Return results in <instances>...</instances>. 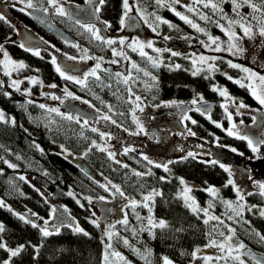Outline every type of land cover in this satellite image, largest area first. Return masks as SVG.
<instances>
[{
    "label": "trees",
    "instance_id": "obj_1",
    "mask_svg": "<svg viewBox=\"0 0 264 264\" xmlns=\"http://www.w3.org/2000/svg\"><path fill=\"white\" fill-rule=\"evenodd\" d=\"M71 1L81 3L82 0ZM34 2L39 5L40 0H34ZM129 2L144 10L149 23L154 20V17L149 14L154 13L176 26L169 28L168 25L160 24L157 32H153L152 29L149 32L153 36L151 40L155 43L156 48L171 49L181 53L180 56L171 57L169 52L156 53L151 49L150 56L162 61L158 67H152L151 63L146 58H142L138 52L119 45V40L116 39L117 44L115 45L103 44L96 41L74 20H69L66 16L53 15L50 12L48 16H51L53 22L63 26L70 35L74 36L75 41L68 43L44 30L43 27H39L32 17L19 11L20 7L10 6L9 2L7 5L0 2V13L6 17L10 13L13 18L12 21L7 18L9 23L0 21V44L5 50H8L9 54H12L16 59H21L26 65L24 69L16 73L24 76L34 74L35 78L40 79L42 83H56L58 86L66 79L59 78L54 65L49 61L47 52L41 48L42 44L46 45V42L39 39V41L30 40L24 44L27 48L31 49L33 46L35 50H39L40 56L33 55L32 51H25L19 46L23 44L20 40H18L19 42L9 41V38L17 37L18 34L14 24L21 22L22 25L33 27L55 47L67 56L76 57V60L81 59L85 54H90L93 57L92 62L97 60L101 64L113 60L125 61L123 57H114L111 49L126 51L129 54L128 60H130L127 74L130 73L133 77L128 85L116 77L115 74L118 72L114 73L103 68L100 69L99 76L103 84L111 85V88L98 86L95 78L89 76L86 81L87 87L75 82H68L67 89L72 94L77 93L81 98L92 99L95 106L97 105L95 109L99 108L103 115H110L116 122L120 121L125 127L132 128V130L137 127L132 121L128 87H131L134 94L131 100L140 95L152 105H158L171 97L188 101L191 98L199 99L200 96L203 97V100H211L218 95L220 99L219 93L212 89L213 86L220 85L221 87L223 84L234 94L235 99L241 98L247 102H255L247 88H241L226 78L225 73L236 78L241 71L230 68L227 63L229 60L222 56L219 57L222 59H217L216 71L212 73L202 71L196 76L192 75L190 58L186 59L185 57L189 53L198 52L201 49L199 43L201 34L180 20L170 10L171 6L178 8L173 0H162V3L167 4L168 7L157 5L155 0H129ZM193 6L198 13L200 11V13L208 15L212 22L201 20L198 15L189 12L188 8L183 12L176 9L189 14V18L195 19L201 27L207 29L215 27V12L211 8L205 9L202 4H193ZM262 6H264V0H262ZM134 10L137 12L136 7H133L132 11ZM231 11H233L232 7ZM98 14H100L99 17L111 24L112 32L119 31L123 15L122 0H105ZM164 36H170L171 39L164 40ZM182 37H191V39ZM142 40L145 41L146 38ZM100 57L103 58L102 61L98 60ZM133 62L151 75L145 77L143 72L134 70ZM175 64H179L180 69L174 70ZM83 65L84 61L79 64L73 63L71 69L79 71ZM123 76L121 74V77ZM205 76L209 78L206 79ZM152 77H155V80ZM118 79H120L119 83ZM10 83L0 68V107L6 120L14 119L16 122L14 125L0 122V201H3L5 205L0 206V223L5 228L4 233L0 235L11 248H15L19 244L27 245L29 242L33 246H38V251L32 246H28L19 256L12 258V264H102L106 243L105 234L101 227H95L89 222V219L95 218L92 213L94 209H97L96 206L100 207V203H102L98 198L101 196L106 198L110 193L100 186L101 182L95 179L92 170L101 171L102 175L118 185L127 197L140 201L134 211L130 206H127L125 210L126 218L129 221L128 226L125 227L122 223L116 225L114 233H118V235L112 237V244L116 248L132 256L133 262L142 260L146 263L145 259L132 250L135 248L141 252L144 249L151 250V255L147 256V260L151 264H162L164 256L170 258L174 264H205L203 254L193 256L191 253L197 248H203L208 243L207 234L212 231V226L216 221H210L208 225H205L202 222L204 219L202 214L201 217H197L189 208L185 207L184 202L176 196L178 187L175 182H163L159 179L161 176H167L162 167L156 168L154 165H149L143 159L142 154L133 150L122 155L124 160L120 161V164L116 163L117 160H113L104 152L91 146L93 140L97 143L102 141L98 129L93 132L89 125L83 124L84 120L77 114L75 117L80 119V123H76L75 120L69 121L56 113L47 112L46 105L45 109H41L40 102L25 96L24 93L21 94L11 87ZM33 89L36 93L40 91L37 85ZM114 92L116 95L113 94ZM5 93L10 95H5ZM22 105L23 107H21ZM108 105L112 106L111 112ZM222 110L220 106H217L212 111L211 118H222ZM231 111L237 113L235 109H231ZM192 125L196 135L212 143L215 124L211 119L203 117L199 123ZM4 161L15 164L17 167L9 168ZM122 164H127L129 167L124 168ZM186 169V176L196 179L200 183L217 182L222 184L227 177L221 170L215 171V166L212 165H197L196 162H189ZM149 170L152 175L136 176L133 174L134 171L147 173ZM20 176L26 177V180H21ZM230 187H221L216 197L197 189L198 205L208 208L206 203L211 202V207L214 209L212 208L210 212L215 214V210L219 211L218 217L236 230L232 243L243 242L246 246H252L253 250H258L257 253L264 255V242H260L259 236L256 235V233L264 234V217L257 213V207L252 212L245 208L240 223L228 219L232 213L223 201H232L234 206L236 204L235 192ZM152 189L162 192L163 195L155 197L154 201L150 202L152 213H149L147 208L140 205L143 195H147ZM69 192L73 195H68ZM89 197L91 203L86 199ZM246 200L247 205L250 206L251 202L259 203L262 198L261 195L252 194L247 195ZM80 204H83L84 207L81 208ZM53 208L57 210L54 215ZM65 209L68 211L65 212ZM30 213H37L40 217L48 219L50 228L53 230L55 227L59 228L58 234L42 237L37 229L23 223L16 215H30ZM137 215L141 219L138 220ZM149 215H152L157 221L165 220L170 227L163 230L155 229V238L147 231L139 232L140 228L146 226ZM70 218H75L79 227L84 229L87 235L75 232L70 226H59L60 219L68 221ZM33 219L35 218L33 217ZM244 221L250 223H244ZM38 222L43 223L42 220ZM176 228L183 230L176 232ZM133 229H136L139 234L134 235ZM223 230L227 233L225 227L221 229V231ZM217 231L212 232V238L218 239ZM123 239H128L131 247L124 245ZM7 258L8 254L0 250V260ZM248 261L251 260L248 259ZM210 264H225V262L213 260ZM227 264H239V262L230 258Z\"/></svg>",
    "mask_w": 264,
    "mask_h": 264
},
{
    "label": "snow or ice",
    "instance_id": "obj_2",
    "mask_svg": "<svg viewBox=\"0 0 264 264\" xmlns=\"http://www.w3.org/2000/svg\"><path fill=\"white\" fill-rule=\"evenodd\" d=\"M66 2H67V0H40L39 5H38L36 2H34V0H13L12 6L15 7L16 3L23 4V7H21L18 10L21 12H26V14H29V15H33L34 13H43L44 17H46L51 12V14H53V15L62 16V17L66 16V17L74 19L75 16L79 15V13L77 12L74 16L73 13L69 12L65 7ZM104 2H105V0H86V3L90 6V9H91L89 14L93 17H96V19H98V16L96 14L99 13L100 8L103 6ZM173 2L175 4H180L181 0H173ZM193 2L195 4H202V7L205 9L211 8L213 10V12L220 11L221 13H223V9L220 8V5L216 2H213V0H193ZM221 2H223V0H221ZM155 3L157 5H160L163 7H168L167 4L162 3V0H155ZM231 3L233 5V11H235L237 15H240L239 9H241L242 7H248L251 9V13L249 15L251 16V19L256 20L257 24L260 25L259 32H258L259 36L264 37V6L254 3L253 0H231ZM122 6H123V15H122V18L120 20L121 25H125L126 20L127 21H135L136 20L137 17L129 15L132 12L133 7H136L139 19L142 20L145 24H148V26L150 28H152L153 32H157V29L159 28L160 24L168 25L169 28L176 27L170 21L163 19L160 16L155 15L154 13L149 14V15L154 17L153 22L149 23L148 16H146L144 14V10L140 9L138 6L130 5L129 0H122ZM186 7L188 8L189 12H195L196 11V9L194 7L187 6V5H186ZM29 10H31V11H29ZM170 10L173 11L174 14L177 17H179L180 20L184 21V23L189 25L192 29L196 30V32L203 33L204 35H206L207 36V42L204 40H200L199 43L201 46H203L204 48L209 49L211 51H215V52L227 51L232 55H240L244 51L243 47L240 44V40H242L244 37H248L249 39L254 38L255 35L257 34L254 31V27L250 24V22L245 20V18L243 16H241L240 19L234 20V19L227 17V15L224 14L221 16V19L226 20L227 27L225 26V24H221L219 21H215L216 27H218L222 32H224L225 35L228 37L227 45H226V47H224V46H222V42L220 41L219 37H213L212 35L208 34L206 32V30L203 27H201L198 23L194 22L188 16L182 15L179 11H176L175 8H171ZM256 13H260L261 15L258 17V16H256ZM197 15L199 16V18L201 20L212 22L210 17L206 14L197 13ZM44 17L36 16V18L38 20H40L42 23L44 22ZM0 21H3L5 23H9L7 17L2 13H0ZM75 22L77 24H79V26L81 28H84L86 32H89L91 34V36L96 41H100L101 43L109 45V46L117 44L116 39L106 38V37L102 36L101 35V29L97 28L95 23H92V22L84 23V22H81L79 19H76ZM105 24H106V26L110 27V25H107V22H105ZM129 26H135V25H129ZM234 26L238 27L241 30L242 35L233 31ZM182 38L183 39H191V37H182ZM163 39L169 40V39H171V37L170 36H164ZM118 43L121 46H126L127 48H130L133 52L138 51L139 55L142 58H146L147 61H149L151 63L152 67H158L162 63V61H160L158 58L154 59L152 56H150L146 51H144L145 47L152 49L156 53H162L165 51L169 52L171 57H177V56L181 55V53H178L176 51H172L171 49L156 48L153 46L152 42H147L145 44V43H141L137 40H134V41L126 44L125 39L121 38V39H119ZM19 46L21 48H23L25 51H32V54L35 56H40L39 50H32L30 48L25 47L24 44H20ZM111 52H112V55L114 57H123L124 59H128L126 53L123 50L117 51L116 48H112ZM0 53H2V57H3L2 59H0V65L3 66V70H4L5 75L10 76L12 74V72L19 71V70L24 69L26 67V65L22 61L21 62H15V61L11 60L8 52L4 49L2 44H0ZM185 58L186 59L190 58L193 66H196L197 64L200 65L199 67H195V70L192 71L193 76L198 75L202 71H205L208 73H212V72L216 71L217 70L216 65L214 63H211L210 61L222 59L219 57H207L204 54H200L197 58L195 53H193L191 57H185ZM70 59H75V58L70 57ZM81 59H84V57H81ZM88 59H93V57H88ZM98 60L102 61L103 58L100 57V58H98ZM117 62L118 61H116V60L111 61V63H117ZM51 63L54 65H57L55 68V71L57 73H59L60 76L66 80H73L76 84H80L83 87H87L86 81H87L88 77L91 76V77L95 78V81L98 83V86L111 88V85L103 84L100 76L97 75V70L101 68L100 62H97L95 64V67L90 72L85 73L83 79L72 77V76H67L65 74V72L61 69V67L57 64L56 56H52ZM227 63H228V66L230 68L239 69L241 72L246 73V76L241 77L240 79H234L232 76L227 75L225 73L226 78L229 81L239 85V87H241V88H247L250 92V95L258 102V104L261 106H264V75H260L256 72L250 70L247 67H242L239 64L233 63L231 60L227 61ZM180 67L181 66L179 64H175L174 70H178V69H180ZM132 68L134 70H136L137 72H143V75L145 77H148L151 75L147 70L139 68V66L135 62L132 63ZM115 75L117 78L122 79V82L125 85H128L130 80H133V77L131 76L130 73L124 75L123 77H121V73H116ZM205 78L207 79L209 77L205 76ZM120 79H118V83L120 82ZM152 79L155 80V77H152ZM244 81H246V83ZM21 83H22V81L13 79L12 83H11V87L16 89L17 91H20V84ZM30 83L37 84L38 81L35 78H30ZM49 87L56 88L57 85L52 84ZM212 90L218 92L222 98H225L230 103L234 104L236 106V109H237V114H240V112H239L240 109H244L247 107V105H245L243 103V101H240L237 103L234 98L230 97L229 92L226 88H218L216 86H213ZM127 91L129 93V100L131 101V97L134 95L132 93L131 87H128ZM66 94L68 96L72 95L71 93H67V92H66ZM113 94L116 95L115 92ZM5 95H10V94L5 93ZM51 98L52 99H59V97L54 96V95ZM73 98L79 99V97H73ZM140 100H141V97L135 96V102H139ZM201 102H203L202 96L199 97V100L193 99L191 103L193 105H197L198 103H201ZM84 103H88V102L84 101ZM166 106H178V105H176V102L173 101V102H171V104L166 105ZM21 107H23V105ZM39 107L41 109H45L44 104H40ZM221 107H223L225 109V112L227 113V119L229 121H232V114L230 112H228L227 107L224 104H222ZM108 108H109V111L111 112L112 106L108 105ZM136 108H138L139 111H141V112H143V110H144L142 107H140L139 103H136ZM191 110L192 109H187L186 111H191ZM135 111H136V109L132 110V121L137 125V131L130 132L129 133L130 135H139L142 132H144L143 125L140 123V120L136 116ZM195 111L200 112L201 115H207L210 111V108L209 107H203V108L197 107L195 109ZM47 112L56 113V114L60 115L62 118H65L69 121L75 120L76 123H80V119L78 117H74L71 114L61 113L59 108H48ZM120 115H123V113H120ZM101 119L104 121H110L112 124L117 123L116 120L112 119V117L110 115H103V116H101ZM182 119L183 120H191L192 124L197 123L196 120L191 119V117L186 115V114H184L182 116ZM209 119H210V116H209ZM252 119L255 123L256 117L253 116ZM0 122L12 123L13 125L16 123L14 119L11 121L6 120L4 117V114L2 112H0ZM88 123L89 122L87 119H85L83 121L84 125H88ZM213 123H215L216 127H218V128L223 127L221 123H218L215 121ZM261 126H264V122H261ZM91 130L93 132L97 131L96 128H92ZM125 131H127V129H125ZM225 131H226L228 136H235L236 138H238L240 140L246 141L248 147L252 150L253 153H258L260 150V147L264 146V138L250 137L249 135L242 133L240 131V129L237 127V125L234 123L231 125V127L225 129ZM187 134L190 136L196 135V133L193 132L190 128L187 129ZM100 136L102 138L111 139V134H109V133L100 132ZM262 136H264V133H262ZM216 139L218 142L219 138H216ZM91 146L98 149L101 152L107 151V149L105 147L98 144L95 140H93L91 142ZM61 147H63V146H61ZM198 147L202 148L203 145H199ZM89 150H91V149H89ZM132 150L133 149H129V148L125 147L124 153L126 154ZM231 150L236 151V149H231ZM200 155H202V153H196L193 151H189V152H187V154L184 157H181V160H186L188 158L197 159ZM108 156L112 159H115V154L113 152L109 151ZM143 159L145 161H147V163L149 165H154L156 168L162 167L166 173L170 171L168 164L161 165L159 163H155L154 161L150 160L147 156H144ZM4 162L7 164V166L9 168H16L17 167V165L9 163L8 161H4ZM201 162H204V161H201ZM116 163L120 164L121 162L116 161ZM169 163H172V162L170 161ZM208 163L217 164L218 161L217 160H211V161H208ZM122 167L128 168L129 165L122 164ZM220 167L223 168L226 172H228L229 176H231L232 173H231V170L229 168L225 167V165H223V164H220ZM133 174L136 176L152 175L150 170L147 173H140V172L134 171ZM20 179L26 180V177L20 176ZM159 179L163 182H168V178L165 176H161ZM179 182L183 186L181 189L180 196L184 201V206L189 208L191 210V212L193 214H195L197 217H201V214L203 217H206L202 221L205 225H208L210 221H216L217 222V224L212 226V231H210L207 234L209 237V241L205 245V247L215 248L220 253H222V255L216 256V257H212V256L204 257L205 264H210V262L213 260L224 261L225 264H227V261L230 258L238 261L239 264H245V261L243 259H241V256L242 255H250V253L247 251L246 245L243 242H238L236 244L232 243V241L235 237V231L236 230L229 225H225L224 221L222 219H220V217L215 216V215L210 213L211 202H209L208 208H201L197 204L195 198L189 195V193L192 192L193 187L187 185L183 178H180ZM229 185H231L235 188L236 195L238 197V202L235 204V206L233 205L232 201H223V203L233 213V215H230L228 217V219L235 220L236 223H240L241 222L240 218H242V216H243V210L245 208H247V210L249 212H252L253 209H255L257 206L256 205L248 206L246 203H244V194H242L240 188H238L234 185V182L232 179H228L225 187H227ZM100 186L103 187L105 189V191L111 192V194L113 196L118 194L120 197H124L125 199H128L126 197L124 191L118 185L113 184L110 181L108 182V184H101ZM257 188L260 190L259 194L261 196H264V182H257ZM205 191H207L209 194H211L212 197H216L218 194V190L215 187H208L207 189H205ZM252 194L253 193H247V195H252ZM68 195L71 196V195H73V193L69 192ZM162 195H163L162 192L157 191L156 189H152V191L150 193H148L147 195H143L142 202H141L140 206L147 208L149 213H152V207L150 206V202H153L155 197L162 196ZM86 199L88 200L89 203H91L90 197L86 198ZM98 199L103 201L106 198L101 196ZM77 203H79V201H77ZM0 206H5L3 201H0ZM128 206L132 207V209L134 211L135 208L138 206V202L135 201L134 199H130L128 202ZM80 207L83 208L84 205L80 204ZM9 210L11 211V209H9ZM56 211L57 210L55 208L52 209L53 215L56 213ZM64 211L67 212L68 210L65 209ZM16 215L18 216V219H20L23 223L30 225L34 229H37L42 237L46 238V237H49L50 235L58 234L59 228L55 227L54 230H53V228H50V221L48 219H44L43 217H40L37 213H30V215L29 214H16ZM95 215H96L95 212H93L92 216L95 217ZM260 215L262 217H264V210L260 211ZM33 217L35 219H33ZM137 219L139 220L141 218L137 215ZM41 220L43 221L42 224H40L38 222ZM89 222L94 224V226L97 228L101 227L100 221L97 219H91L90 218ZM118 223H122L125 227H127L129 224V221L126 218V215H125V218L122 221H118ZM244 223H250V222L244 221ZM59 226L60 227L70 226L73 228V230L75 232H80V233H83L84 235H87V233L84 231V229L79 227L78 222L75 221V218H70L68 221H66L65 219H60ZM218 226H223L227 229V233H225L224 231L219 232L220 237H222V240L220 242H218L216 239L212 238V232L217 231ZM114 227H115L114 224H109L107 226L106 231H105V236L107 237V240L109 242L105 243V250L103 253L102 264H112L110 257H115L119 261H123L124 264H129V262L125 259L124 256L121 255L120 252L112 250V245L110 243L111 238L113 237V235H118V233H114L112 231V229H114ZM169 227H170V225L165 220L160 219L157 221L153 218L152 215H149L147 217L146 226L140 228L139 232L147 231V232H149L150 235L153 236V238H155V229L159 228V229L163 230V229H166ZM182 230H183L182 228H176L175 229L176 232H180ZM4 231H5L4 225L2 223H0V234L4 233ZM132 231H133L134 235L139 234L136 229H133ZM256 235L259 236L260 242H264V234L256 233ZM123 244L131 247V244H130L128 239H123ZM28 246H32L33 248H35L38 251V246H33L30 244V242L27 245L26 244H19L15 248H11L8 246L7 242L3 240L2 235H0V250H3L8 254V258L0 260V264H12V258L19 256L23 251H25V249ZM132 250L134 252H136L138 255H140L142 259H145L146 264H151V262L149 260H147V256L151 255V250L144 249L143 252H141L140 250L135 249V248H133ZM199 251H200V249L197 248L193 253H191V255L196 256V254ZM234 253H235V255H234ZM252 259L254 261V264H264V256H262V257L253 256ZM162 264H174V262L170 258H168L167 256H164V257H162Z\"/></svg>",
    "mask_w": 264,
    "mask_h": 264
},
{
    "label": "flooded vegetation",
    "instance_id": "obj_3",
    "mask_svg": "<svg viewBox=\"0 0 264 264\" xmlns=\"http://www.w3.org/2000/svg\"><path fill=\"white\" fill-rule=\"evenodd\" d=\"M10 6H12V5H10ZM16 8H18V7H16ZM22 13L25 14L26 12H22ZM7 18H9V20H11V21L13 19L11 17L10 13H8ZM105 22H106L105 19L99 17V23H97L95 25L97 28L101 29V35L106 37V38H113V39H117V40H119L121 38H123V39L127 38L128 40H132L134 38H138V39H145L146 38V40L144 41L145 44H146V42H152L151 37H153V36H152L151 32H149V31H151L152 28H150L148 26V24H145V23L143 24L144 25L143 31L136 29V30H134V32H126L124 30L125 25H121V28L119 29V31L112 32L110 30L112 28L111 24L107 23V25H110V27H108V26H106ZM92 23H95V22H92ZM14 25H15V27H14L15 31L18 32L17 37L20 38L19 40L23 44H25V43L27 44V42H29L30 40L39 41V39H42L43 42L45 43V40H44L45 37L44 38L41 37V36H43L42 33L38 32L34 28L31 29V31H32V33L35 34L36 37H34L31 34V32L29 33V31L27 30L28 28H26L28 25H26V24L22 25L21 22H19V24H14ZM254 27L256 28L255 30L259 31L260 25L257 24V22L255 23ZM64 30L67 32L66 29H64ZM67 33L70 34L69 32H67ZM150 50L151 49H149L147 47H145V49H144V51H146L149 55H151L152 53H150ZM47 54H48V58H50V60H49L50 62H51L52 56H56L57 64L61 67V69L65 68V66H66V70L71 69V65L73 63L79 64V63L84 61V65L82 66L83 68L80 69L79 71H76V73H82L83 72L85 74L88 71H91L95 67V64L97 62H99L97 60H94V62H92V59H88V57H92V56H90V54H85L84 59H78V60L66 58L65 56H61L58 52H54V51H52V53L49 52ZM138 54H139V52H138ZM68 57H71V56H68ZM74 58H76V57H74ZM125 61L128 65L127 69H126V73H124L121 70H118V68L116 67ZM125 61H119V62L115 63V65L110 63L111 61H109V62L106 61L105 63L114 65L111 72H114V73L118 72V73H121L123 75H126L128 73V67L130 66L129 65L130 60L127 59ZM105 63H104V65H105ZM56 66L57 65H54L55 68H56ZM257 66L259 69H262V67L264 68V64H262L261 66H259V65H257ZM100 69H102V68H100ZM100 69L97 70V75L101 74ZM25 76L28 77L29 79L36 77L34 74L25 75ZM58 76H59V78L63 79V77H61L59 73H58ZM244 76L245 75L243 74L241 77H244ZM241 77L238 76L235 79H238ZM68 82L74 83L73 80L63 81L60 86H58L56 83H53V84L57 85L56 88L49 87L52 84H45V85H47V87L49 89H51V91H50V93L45 92V96H43V98H42L43 102L42 101H38V102L46 105L47 108H59L61 113L71 114L74 117L77 114L83 120L87 119L89 122L88 123L89 127L98 129L99 133L105 132V133L111 134V139L102 138L100 136V139H102V141L98 142V144H100L101 146H103L107 149V151H104V153L106 155H108L109 151L115 153V151L119 150L117 152V155L120 156V159H123L122 155L124 154V148L125 147H127L129 149H133L134 152H137V153L143 155V153L141 152V149H143L141 147L142 142H145V141L153 142L154 145H156V146H160L161 144L164 146L166 144L165 146L167 149L165 150V158H166L165 164H168V167L170 169V171L167 172L166 177L168 178V181H171V182L174 181L175 184L177 185L178 195L176 194V196L179 197V199H181V201H183V199L181 198L180 193H181V189L183 186L179 182L180 178H183L187 185L193 187V190H192V192L189 193V195L194 197L197 203H198V197H197L198 190H203L204 192L208 193L207 191L204 190L205 185H207L208 187H215L218 190V192L220 191L221 187H225L228 179H230V177H232V175L229 176V173L226 172L223 168H221L220 164H223V165H225V167L229 168L231 170V173H233L232 170L237 169L238 172L243 174V175H246V174H250L251 176L257 175V174L264 175V146L260 147V150L258 153H253L252 150L248 147L246 141L240 140V139L236 138L235 136H228L226 131H225V129L231 127V125L234 123L237 125V127L240 129V131L242 133L247 134L253 138H264V136H262V133H264V126H261V122H264V106L259 105L255 99H254L255 102H253V103L247 102V101H245V99H241V98L235 99L234 94L228 90V88L225 84H223V86H221V88H226L229 92L230 97L234 98L237 103L240 101H243V103L245 105H247V107L244 109H240L239 110L240 114H237L236 112L231 111V109H235L237 111L236 106L234 104H232L230 102L229 103L220 102L218 95H216L215 98H212L218 103V104H216V107L217 106L221 107L222 104H224L227 107L228 112H230L232 114V121H229L227 119V113L225 112V109L223 107H221L223 109L222 110V113H223L222 118H211L212 112L210 114H207L210 116V119L212 122L215 121V122L221 123L223 127L218 128L215 125V131L213 133L214 134L213 135V141H212V143H210L211 145H213V147H211L213 149V152L212 151H210V152H206V151L202 152L201 151L200 152L201 147H198V146L202 145L203 142H206V143H209V142L206 141L205 138L200 137L199 135H195V136L188 135L187 134L188 128H190L194 132V130L192 129L193 125L191 123V120H183L182 116L184 114H186V115L190 116L191 119L196 120L197 123H199L203 117L206 119H209V116L201 115L200 112L195 111L196 105L194 106L191 103L192 99H190L188 101H182L181 99L178 100V99L172 98V97L169 98L172 101H175L176 105H178V106H179V102L186 103V104L190 105L189 109H192V110L187 111L185 113H181V112H179L178 106H172L169 109L164 110V113H165L164 117H160L162 112L161 111L156 112V109H157V107H159V104L162 102H160L158 105H152L145 98H142L140 95H138L139 97H141V100L139 102H135V98H133L130 101L131 112L133 109H136V111L139 110L138 108H136V103H139L140 107L146 106L145 109L147 110L148 113H150V115H149V118L145 119L146 125H145V127H143L144 132H142L139 135H130L129 134L130 132L137 131V129L132 130V128H127L120 121H118L116 124H112L110 121H104L101 118H99V116L97 115V113L100 114L99 108H97L96 111L93 110L91 112L87 108L85 109L84 107L79 105L77 102H73V100L70 98V96H68L66 94V92L71 93L67 89L68 88ZM244 82L246 83V81H244ZM53 95L59 97V99H52L51 97ZM220 98H222V97L220 96ZM31 99H35V98L33 97ZM169 99H167V100H169ZM86 100L88 102L89 108L93 109V108L97 107V105L95 106V104L91 101L92 99L86 98ZM197 100H199V99H197ZM164 101H166V100H164ZM253 116L256 117L255 123L252 119ZM158 117H160V118H158ZM213 124H215V123H213ZM136 127H137V125H136ZM125 129H127V131H125ZM194 137H195L196 141H195V139H193ZM216 138H219L218 142H217ZM224 146L229 147L230 149H236V151H232V150L229 151ZM189 151H193L196 153H202V155H200L197 159L188 158L186 160H181V157H184L187 154V152H189ZM218 152H220V153H218ZM116 160H118V159H116ZM211 160H217L218 163L217 164L208 163V161H211ZM170 161L172 163H169ZM201 161H204V162H201ZM189 162L190 163L196 162L197 165L206 164V165L215 166V171L221 170L223 173H225L227 175V177L222 184H218L217 182L211 183V184H207L206 182L200 183L196 179H193V178L190 179L186 176V173H187L186 168H187V165H189ZM234 185L238 188H241L242 186L244 187L242 182L240 183L239 181H236V182L234 181ZM229 186H231V185H229ZM230 188L235 192V188L233 186H231ZM107 192H109V191H107ZM109 193L111 194V192H109ZM196 193H197V195H196ZM246 198L247 197H245V199ZM101 202L102 203H100L101 204L100 207L103 209V213L106 216L109 214V210L107 208H105L106 204H108V202H106L105 200H103ZM237 202H238V200L235 203H237ZM211 213H213V212H211ZM218 213H219V211L215 210V216H219ZM231 213H232V211H231ZM232 215H233V213H232ZM246 247H252V246H246ZM254 250L259 252L256 249H254ZM241 259H243L245 261V264H254L252 257L248 258V257H245L242 255ZM248 259L251 261H248Z\"/></svg>",
    "mask_w": 264,
    "mask_h": 264
},
{
    "label": "rangeland",
    "instance_id": "obj_4",
    "mask_svg": "<svg viewBox=\"0 0 264 264\" xmlns=\"http://www.w3.org/2000/svg\"><path fill=\"white\" fill-rule=\"evenodd\" d=\"M71 0H67L66 4L70 3ZM0 2H3L4 4L7 5V2H9L11 5L13 3V0H0ZM84 2V0L81 1V3ZM216 3H218L220 5V8L223 9V13H221L220 11H216L215 12V17L216 18V21H219L221 24H225V26L227 27V23H226V20L224 19H221V16L226 14L227 17L231 18V19H240L241 16H243L245 18V20H247L248 22H250V24L254 27L255 23L257 22L256 20H253L251 19V16L249 15L251 13V9L248 8V7H242L241 9H239V13L240 15H232L234 13H236L235 11H231V7L233 8V5L231 3V0H223V2H221V0H215ZM254 3L258 4V5H262V0H253ZM77 3V2H75ZM81 3H78V4H81ZM131 3V2H129ZM65 4V6H66ZM193 4H195L193 2V0H181V3L180 4H176L178 6L177 9L181 10L182 12L183 11H186V5L187 6H191V7H194ZM231 4V7H229ZM131 5V4H130ZM196 5V4H195ZM15 7H23V4L21 3H16ZM171 8H174V6H171ZM175 8L176 11H179ZM196 9V8H195ZM199 10V9H198ZM181 11H179L182 15H186L188 16L187 14L185 13H182ZM192 13H195L197 15L198 11L196 9L195 12H192ZM200 13V11H199ZM202 14V13H201ZM261 14L260 13H256V16H260ZM190 17V16H188ZM191 19V18H190ZM194 22H196L195 19H192ZM203 27V26H202ZM28 28L27 30L29 31V33L31 32V34L35 36L34 33H32L31 29H33V27H26ZM206 32L210 35H212L213 37H219L220 38V41L222 42V46L226 47L227 45V42H228V37L225 35L224 32H222L218 27H213V28H205L203 27ZM256 28L254 27V31L257 33L255 35L254 38H251L249 39L248 37H244L242 40H240V44L241 46L243 47L244 51L242 54L240 55H232L230 54L229 52L227 51H221V52H215V51H211L209 49H206L204 48L203 46H201V49L198 50V52H192V53H189L187 57H191L193 53L196 54V57L198 58V56L200 54H204L205 56L207 57H224L226 58L227 60H231L233 63H236V64H239L241 65L242 67H247L249 68L250 70L260 74V75H264V68L262 67V69H259L257 65L261 66L262 64H264V37H261L259 36L258 34V30H255ZM233 31L239 33L240 35H242V32L241 30L234 26L233 27ZM201 36H200V40H204L207 42V36L204 35L203 33H200ZM43 37V36H41ZM44 38V37H43ZM20 38H17V37H12V38H9V41H12L14 42L15 41H18ZM45 42H46V45H43L41 46V48L44 49L45 52L47 53H52V51L54 52H58L61 56H65L66 58H70L68 57L63 51L59 50V48L55 47L54 44L51 42H49L48 40H46V38H44ZM126 40V44L127 43H130L134 40H137L141 43H144V41L142 39H138V38H134L132 40H128V39H125ZM8 41V42H9ZM19 42V41H18ZM147 43V42H146ZM153 46L155 47L156 45H154L155 43L152 42ZM32 50H35L33 48V46L31 47ZM8 51V50H6ZM127 57L129 56V54H127V52L125 51ZM9 54V53H8ZM9 57L11 60L15 61V62H21V59H16L15 57L12 56V54H9ZM2 54L0 55V59H2ZM127 60V59H125ZM118 61V60H116ZM191 61V59H190ZM119 62V61H118ZM211 63H214L216 64L218 62V60H215V61H210ZM111 63V62H110ZM115 65V63H112ZM192 65V63H191ZM200 65L197 64L196 66H193L192 65V71L195 70V67H199ZM206 67V66H205ZM0 68L1 70L3 71V74H4V70H3V66L0 65ZM101 68H105L104 66V63L101 64ZM65 74L67 76H72V77H76V78H80V79H83V76H84V73H76V71H74V69H69V70H66V68H63L62 69ZM17 71H14L12 72V74L9 76V75H5L7 76V78L9 79V81L12 83V80L15 79V80H19V81H22V83L20 84V93H24L25 96L29 97V98H35L36 101H42V98L43 96H45V92L47 93H50L51 89H49L47 87V85H45V83L41 82L40 79H37L35 78L38 83L37 84H32L30 83V80L24 76L23 74H19V73H16ZM90 72V71H88ZM245 75L246 76V73H243V72H240V74L238 75L239 77H241L242 75ZM34 78V77H33ZM235 79V78H234ZM240 79V78H238ZM10 83V85H11ZM38 86L39 88V92L36 93V91L33 89L34 86ZM218 88H221L220 85L217 86ZM16 90V89H15ZM73 97H79L77 95V93L75 94H72L70 96V98L73 100V102H77L79 105H81L82 107H84L85 109L87 108L89 111H96L95 108H89L88 107V103H84V101H87L86 98H81L79 97V99H74ZM193 100V98H191ZM191 100V102H192ZM220 102H225V103H229V101L225 98H220L219 99ZM171 102H173L171 99L169 100H166V101H163L162 103L159 104V107H157L156 109V112H159L161 111L162 114L160 115V117H164L165 116V113H164V110H167L169 109L170 107L172 106H166V105H169L171 104ZM180 104V102H179ZM182 104H186V103H182ZM195 106V105H194ZM142 108L144 109L143 112L141 111H136L135 114L136 116L139 118L140 120V123L143 125V127H145L146 125V118H149V115L150 113L147 112V110L145 109L146 106H142ZM0 112L3 113L2 111V108L0 107ZM4 114V113H3ZM97 115L99 116V118H101V116H103V113L100 112L97 113ZM209 116V115H207ZM158 117V118H160ZM195 139V137L193 138ZM196 141V139H195ZM199 143V142H198ZM201 144V143H200ZM166 145V144H165ZM163 146L162 144L160 146H156L154 145L153 142H148V141H145V142H142L141 144V147L143 149H141V152L143 153V156H147L150 160L154 161L155 163H159L161 165L165 164V150L167 149L166 146ZM203 147L201 148L200 152L202 151H206V152H210L212 151L213 152V149L211 147H213V145H211L210 143H206V142H203ZM225 148H227V150H231L229 147H226L224 146ZM119 151V150H118ZM118 151H115V159L113 160H116L118 159L117 161H123V159H120V156L117 155V152ZM220 153V152H218ZM84 164V163H82ZM93 171V176L95 177V179L98 181V182H101L102 184H108V182L110 181L111 183H113L112 180H109L107 179L106 177H104L101 173V171H95V170H92ZM233 173L231 174L232 177H230V179L233 180V182L235 181H239L240 183L242 182V184L244 185V187L242 186L240 189H241V192L242 194H244V203H248L247 200L245 199V197H247V193H253V194H257V195H260L259 194V189L257 188V182H264V175H260V174H257V175H250V174H246V175H243L241 173L238 172V170H232ZM115 184V183H113ZM208 186L205 185L204 186V190L207 189ZM127 197V196H126ZM128 199H125L124 197H120L118 194H116L115 196H113L112 194H109V196L106 197L105 201L108 202V204H106V207L108 210H109V214L108 215H104L103 213V209L98 206H96L97 209H94V212H95V218L94 219H97L100 221V224H101V229H103V232L105 234V231L107 229V226L109 224H114L115 227L118 223V221H122L124 218H125V213H126V209H127V206H128V202L131 198L127 197ZM262 198V201L259 202V203H256V202H251L249 205H256L258 208H257V213L259 214L261 210H264V196H261ZM134 199V198H132ZM235 202L238 200V197L236 195V191H235V198H234ZM136 201V200H135ZM138 203L140 201H137ZM198 204V203H197ZM206 205L209 206L208 203H206ZM201 208H203L202 205H200ZM205 208V206H204ZM213 207L210 208V210L212 209ZM214 209V208H213ZM211 213V212H210ZM213 215H215L214 213H211ZM203 218H206V217H203ZM215 224H217V222H215ZM225 224V223H224ZM227 225V224H225ZM112 229V231L114 232L115 231V228ZM224 228L223 226H218V233L221 231V229ZM224 231V230H223ZM105 239H106V243L109 242L107 240V237L105 236ZM216 239V238H215ZM218 242H220L222 240V237H220V235L218 234V239H216ZM111 245H112V250H115L117 252H120L122 256L125 257V259L129 262V264H146L144 263L142 260H135V262H133L132 260V256H130L129 254H126L125 251L123 250H119L118 248H116V246L114 244H112V238H111V241H110ZM200 249V248H199ZM105 250V249H104ZM198 254H203V257H206V256H212V257H216V256H219V255H222V253H220L217 249L215 248H211V247H203L200 249V251L196 254V256ZM235 255V253H234ZM110 260L112 261V264H124L123 261H119L117 258L115 257H110ZM102 262H103V258H102ZM217 262V261H216Z\"/></svg>",
    "mask_w": 264,
    "mask_h": 264
},
{
    "label": "water",
    "instance_id": "obj_5",
    "mask_svg": "<svg viewBox=\"0 0 264 264\" xmlns=\"http://www.w3.org/2000/svg\"><path fill=\"white\" fill-rule=\"evenodd\" d=\"M78 6V7H77ZM66 9L73 13L74 16L75 14L78 12L79 15L75 16V18H69L67 17L69 20H74L76 21V19H79L81 22L84 23H88V22H95V24L99 23V14L97 13L96 15L98 16V19H96V17L91 16L89 13L91 11L90 6L86 3V0H84V2H82L81 4L75 3L73 1H70V3L66 4ZM31 11V10H29ZM130 16H134L137 17L135 21H127L126 20V24L124 26V30L126 32H134V30H144V22H142V20L139 19V16L137 15V12L134 10L132 11V13L129 14ZM28 16L32 17V20L35 21L38 26L43 27L44 30L53 33V35H55L56 37H59L60 39H63L65 42L68 43H72L75 41L74 36H71L70 34H68L63 26H59L58 24H56L55 22H53V20L50 18L51 16H46L44 17L43 13H34L33 15H29ZM36 16H41L44 17V22L42 23L40 20H38L36 18ZM129 25H135V26H129ZM127 63L126 61L122 64H120L119 66H116L118 68V70L123 71L124 73H126V69H127ZM114 67V65L112 64H107L105 63V68L104 69H108V70H112ZM217 102L214 99L211 100H203V102L198 103L196 105L197 107H209L210 111L208 114H210L216 107ZM188 104H182V102H180L178 109L179 112L181 113H185L187 112L186 110L189 109ZM247 251L250 253V255H244L245 257H262L264 256L263 253H257L256 251L253 250L252 247H246Z\"/></svg>",
    "mask_w": 264,
    "mask_h": 264
}]
</instances>
